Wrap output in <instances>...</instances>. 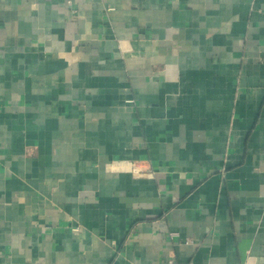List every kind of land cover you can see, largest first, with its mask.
Wrapping results in <instances>:
<instances>
[{"label":"crops","instance_id":"0c3cea01","mask_svg":"<svg viewBox=\"0 0 264 264\" xmlns=\"http://www.w3.org/2000/svg\"><path fill=\"white\" fill-rule=\"evenodd\" d=\"M264 264V0H0V264Z\"/></svg>","mask_w":264,"mask_h":264},{"label":"built area","instance_id":"2783aa9c","mask_svg":"<svg viewBox=\"0 0 264 264\" xmlns=\"http://www.w3.org/2000/svg\"><path fill=\"white\" fill-rule=\"evenodd\" d=\"M166 264H175L174 259H169Z\"/></svg>","mask_w":264,"mask_h":264}]
</instances>
